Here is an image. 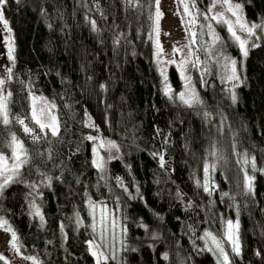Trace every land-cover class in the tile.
<instances>
[{"label": "trees", "instance_id": "obj_1", "mask_svg": "<svg viewBox=\"0 0 264 264\" xmlns=\"http://www.w3.org/2000/svg\"><path fill=\"white\" fill-rule=\"evenodd\" d=\"M233 1L246 19L264 21V0ZM1 10L15 42L7 83L11 116L30 115L32 91L55 103L60 122L59 137L49 132L39 143L14 119L0 124V152L9 156L7 141L15 133L32 158L21 170L23 182L0 194V218L16 232L23 255L39 264H96L87 242H101V227L95 220L93 231L91 200L106 205L119 224L120 236L107 234V247L100 249L107 264H217L201 237L208 230L221 238L222 221L237 218L240 255L226 247L232 264H264V37L249 49L234 89L219 78L231 50L223 42L211 49L215 64L196 79L203 101L197 109L172 105L163 94L150 38L154 0H139V7L127 0H7ZM168 79L180 89L173 67ZM89 117L95 127L85 126ZM88 135L119 148L111 154L100 149L103 172L92 165ZM253 157L257 171L242 162ZM206 163L217 165L208 177L211 194L203 188ZM245 171L254 177L252 192L245 190Z\"/></svg>", "mask_w": 264, "mask_h": 264}, {"label": "snow or ice", "instance_id": "obj_2", "mask_svg": "<svg viewBox=\"0 0 264 264\" xmlns=\"http://www.w3.org/2000/svg\"><path fill=\"white\" fill-rule=\"evenodd\" d=\"M182 8L183 13L186 17H188V24L190 27L188 31L190 33V43H196V32L192 31V27L197 25V17L199 15H203L204 19L216 21L218 24H223L226 26L228 33L237 43L240 48L241 54L243 57H247L249 53V40L252 37H255L256 40H260L261 37L257 35L256 30L259 29L264 32V21L260 24L252 23L249 24L243 17V8L242 5L239 3H233V0H212L211 4L208 6L206 13H201L199 9H197L196 0H179ZM7 3V0H0V6H3ZM127 3L132 5L133 7L139 4V0H127ZM155 4V13L150 15L149 19L152 21V31L155 34V47H156V56L159 57L160 54L163 52L159 42V35H160V20L162 17V13L160 11V0H154ZM218 9H223L220 11ZM225 12L230 13L232 17H235V20L227 18L225 16ZM0 22L3 23V29L0 31H7L9 33L6 44H7V55L8 60L12 62V67L6 68V76L0 77V124L4 125L5 127L9 126L14 119L17 124L22 127L23 132L25 135L31 136L33 143H39L41 140L47 139V133H51L52 137H59L60 134V122L57 115L54 114L53 110L55 109L56 105L53 101H49L43 96L37 97L32 91H29L28 97L30 100V115L25 116L24 118H20L19 116L12 117L10 113L9 104L11 101V97L13 93L5 88V85L9 83L13 76H12V69L15 67V42L11 36V28L8 26V21L4 18L3 11L0 10ZM92 30L98 31L96 28V22L94 20L91 21ZM51 26V25H50ZM208 35L211 37L212 40V47L214 48L215 45L221 41L219 35L216 34L215 30L213 29V25L208 23ZM203 28V26H201ZM243 33L244 36L238 34ZM203 34V33H202ZM122 35V34H121ZM121 36H117L114 40L115 44L120 43ZM251 47H259L258 43L253 42ZM184 48H188L187 56L191 57L194 53L189 45H184L183 47L174 48L173 51L176 53L183 52ZM211 51V49L209 50ZM225 63L223 64L224 75L221 79L225 82H236L232 83V89L239 86V83L242 82L240 80V76L237 70V61L231 59L230 57H223ZM171 63H176L175 60H170ZM191 63L193 67H197L200 64L199 58L195 61H190L189 59L185 58L181 60L177 67L180 70L181 77L185 81V91L177 94L176 98L179 99L184 105L188 107H193L195 105L203 104V101L197 94L195 88L191 87V77L185 75V66ZM206 71V70H205ZM164 75L163 71L161 73ZM165 80V87H164V94L168 96L169 99H173L172 96V89L167 84V76L164 77ZM101 89H104L105 86L102 84ZM231 91V89H230ZM232 102H236V95L235 92L232 91L231 96ZM205 117H208L210 113L205 112ZM29 123L34 124L36 128L39 129V133H37L32 127H29ZM86 127H95L91 123V118L89 117L88 123L85 125ZM43 134V135H41ZM85 140L91 141L94 144L92 149L94 158L92 160V165L100 172H103L106 166L107 161L104 157H101L99 154V149L106 148L109 153L111 154L112 150L115 149L119 151L118 146L113 141H105L100 139L97 136L88 135L84 137ZM51 144V141H48ZM7 147L10 150L11 155L6 156L3 152H0V194L13 183H22L23 180L21 179V170L25 166L31 163V156L29 151L25 148L23 142L15 133H10V137L7 141ZM235 147V145L233 146ZM40 156H44L45 153H39ZM155 155V154H154ZM213 157L217 156V153L213 151L211 153ZM47 157L49 160L52 159V149L49 147L47 149ZM109 158H116L110 155ZM161 167L164 166V157L160 155ZM242 162L244 164H250L252 171H257L255 158H243ZM216 163H206L204 166V172L206 174L205 183L203 185L204 191L211 194V189L208 184V177L211 172L216 170ZM260 171L264 172V169H259ZM241 171H244L241 168ZM44 176L43 173H41ZM44 179L47 181L45 186H50L51 184V177L45 176ZM59 179V177H57ZM119 180V178H117ZM253 179L254 177L247 174L245 171V190L246 192H252L253 190ZM120 186L123 187L122 181L120 182ZM197 186H201L199 181L197 182ZM29 187L35 189L37 185L31 184ZM215 186L213 185V188ZM124 191H128L127 188H124ZM227 192L222 193V197L228 196ZM100 207V243H97L95 239L89 240L88 243V250L90 254L96 258V264H107L109 260V256L105 254L104 251H101V248H106V237L108 231V223H107V207L102 202L97 204L89 200V207L93 210V220L94 223L92 225L93 231H96L95 226V215L94 210L97 207ZM34 209L33 215L38 216L41 221V226L44 224V217L40 212L39 207H37L34 203L32 204ZM77 223L78 226L82 223L79 219V214H77ZM223 223V234L221 238H217V235H214L211 231L205 230L201 239H205L206 247L208 241H211V247H208L207 250L212 251L213 249L217 253V264H232L230 259L229 253L225 250L224 244L222 241H227L228 245L231 247L232 253L236 256L240 255L241 252V245L239 239V229L240 223L239 219L237 218L235 221L232 219H227L222 221ZM116 223L115 220L112 221V227L115 228ZM0 228H3L4 231L11 233V246L12 249L19 254L20 253V246L18 237L16 232L11 228L8 224L7 220H3L0 218ZM61 231H63V226H61ZM122 232H126V229H122ZM111 258H115V254ZM165 259H167V254H165ZM23 259L30 260L33 264H39L38 260L34 256H24ZM0 260L4 261V264H9L8 259L5 258L4 255L0 254Z\"/></svg>", "mask_w": 264, "mask_h": 264}, {"label": "rangeland", "instance_id": "obj_3", "mask_svg": "<svg viewBox=\"0 0 264 264\" xmlns=\"http://www.w3.org/2000/svg\"><path fill=\"white\" fill-rule=\"evenodd\" d=\"M211 2L212 0H196L197 9H199L201 13H206L208 6L211 4ZM233 3H238V2L233 1ZM136 7H139V4ZM1 9H2V6H0V10ZM218 10L223 11V9H218ZM160 11L162 13V17L160 20L161 31L159 35V42H160L161 48L163 49V52L160 54L159 57L156 56V47H155L156 37L151 28L150 38H151V43L153 47L152 58L154 61L155 68L161 77L163 94H164V87H165L164 77L167 76V84L172 89L173 99H169L168 96L164 94L165 97L172 105L183 106L184 104L179 99H177L176 96L177 94L185 91L186 85H185L184 79L181 77L180 70L177 67V64L181 60H184L185 58L189 59L190 61H195L197 58H199L200 64L197 67H193L191 63L185 66V75L191 77V87L195 88L197 94L199 95L197 84H196V79L198 77L206 75L207 71L211 67L214 66L213 64H215L213 58L209 54L210 53L209 50L213 48L212 40H211V37L207 34L208 33L207 26H205V29H204L203 20L205 19L202 15V18H203L202 21H199V18H197V25L195 27H192V31L197 33L195 37L196 43L195 44L190 43L191 37L188 31V28L190 27V25L188 24L189 18L184 15L183 8L179 0H160ZM225 16L227 18L235 20V17H232L230 13L225 12ZM243 17L249 24H252V23L260 24L261 23V22L250 21L246 19L244 15ZM205 22H206V25L208 23H211L213 25V29L215 30L216 34L220 36L221 41L218 42L217 44L223 42L225 46H227L231 50V53H232L231 59H234L237 61L238 74L240 77H243L245 57H243L239 46L237 45L236 42H234V40L228 33L226 26L223 24H218L216 23V21H212V20H207V21L205 20ZM201 26H203V28ZM0 29H3L2 22H0ZM256 32H257V35L261 37V39L264 37V32H262L261 30L257 29ZM238 34L244 36L243 33H238ZM8 35L9 33L6 30L0 31V77L7 75L5 70L11 65V61L8 60V55H7L6 40H7ZM11 36H12V33H11ZM258 41L259 40H256L255 37L250 38L249 49L252 48L251 44L253 42L257 43ZM217 44L215 45V47L217 46ZM184 45H189V47L192 49L194 54L191 57L187 56L188 48H184L183 52H180V53H176L173 51L174 48L183 47ZM170 60H175L176 63H171ZM171 67H173L176 70L178 77H179L180 89L178 90L174 89V87L171 85L168 79V73ZM162 71L164 75L161 74ZM223 75H224V69L222 70L219 78L221 79ZM225 83L232 86V83H236V82H225ZM5 88L7 89V84L5 85ZM29 104H30V100H29ZM193 108L203 109V106L202 104H200V105L193 106ZM99 154H100V149H99ZM10 155L11 153L9 154V156ZM100 156L103 157L101 154ZM33 203L38 207V205L35 202V199L31 198V210L34 212V209L32 207ZM90 212H91V216L93 219V210L91 208H90ZM100 212H101V209L98 206L94 210L96 221L97 220L100 221ZM113 220L115 219L111 214L107 215V223H108L107 234L111 236L112 240L115 237L120 236L119 235L120 234L119 224L115 220L116 226L115 228H113L112 227ZM203 242H204V246L206 247L205 239H203ZM222 243L224 244L225 250H226V247L231 249L227 241H222ZM208 247H211V241H208L206 248L208 249ZM210 252L213 254V256L215 257L217 261V253L215 252V250L213 249ZM0 254L4 255L5 258L8 259L9 264H33L32 261L23 259V257L26 255L25 254L23 255L21 251L19 254H17L12 249L11 233L4 231L3 228H0ZM95 262H96V258H95Z\"/></svg>", "mask_w": 264, "mask_h": 264}]
</instances>
